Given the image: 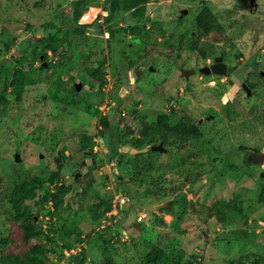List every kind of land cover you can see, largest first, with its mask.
<instances>
[{
	"label": "rangeland",
	"instance_id": "374dc122",
	"mask_svg": "<svg viewBox=\"0 0 264 264\" xmlns=\"http://www.w3.org/2000/svg\"><path fill=\"white\" fill-rule=\"evenodd\" d=\"M74 1L0 0V240L10 234L6 211L12 187L34 175L57 172L59 183L72 186L63 207L51 210L47 202L31 209L40 227L50 220L57 229L64 222L81 229L75 245L85 251V264H142L155 245L172 241L177 245L173 253L182 252L193 264L238 259L264 264V206L257 201L264 164L253 160L255 152H264V0H149L146 27L150 37L169 40L161 46L132 38L125 21L104 24L102 0H85L87 7L99 8L101 18L76 33L70 21ZM202 4L223 26L218 40L195 27L193 16ZM157 22L163 36L156 24L151 26ZM47 39L58 48L45 57ZM221 53L224 62L242 66L239 72L254 85L250 94L228 89L224 75L182 74L209 65ZM19 66L34 83L25 88L23 100L15 101L9 87L3 90L2 79L5 71ZM92 68L103 71V85L91 79ZM73 87L82 99L77 105H61L49 96ZM104 100L113 104L106 126L99 110L96 115L83 110L87 102L97 109ZM159 114L168 115L170 124L191 119L201 133L166 139L156 134L141 156L151 152V175L140 183L129 177L131 152L122 150L126 145L115 143L112 135L139 136L155 126ZM80 134L92 137L93 154L75 150ZM160 141L164 152L149 150ZM54 157L60 161L54 163ZM92 157L104 163L105 173L92 164ZM118 194L126 199L115 214L104 215L99 223L91 220L93 203L105 198L110 210ZM236 196L246 217L220 225L212 204ZM166 202L172 214L155 209ZM60 244L33 240L31 253L47 264H66Z\"/></svg>",
	"mask_w": 264,
	"mask_h": 264
},
{
	"label": "trees",
	"instance_id": "16d2710c",
	"mask_svg": "<svg viewBox=\"0 0 264 264\" xmlns=\"http://www.w3.org/2000/svg\"><path fill=\"white\" fill-rule=\"evenodd\" d=\"M148 1L102 0L100 7L102 11L106 12V15L102 17L104 24L107 26H117L120 24L119 21H125L129 27V29L127 27L125 30H129L132 38L138 40L140 43L152 46L168 44L169 40L167 39L158 41L157 36H149L150 30L146 27L148 23L146 20V5ZM87 6L85 0H76L73 2L72 19L70 21L74 24L75 28L73 29L76 33L82 34L85 28L91 26L101 18V14H98L94 21L80 24L79 17ZM126 14H128L127 17ZM193 21L199 32L206 36H216L215 39L218 40L219 36L222 35V24L217 20L212 10L205 4H202L198 12L193 16ZM130 23L132 24L129 25ZM155 24L157 25L158 22L151 23V26ZM161 25L159 23L156 30L159 36H163ZM43 44L45 46L42 47V54L45 57L49 51L54 54L57 53L58 47L50 39L44 41ZM187 45L192 49L195 48L194 41L188 40ZM8 47L9 44L5 42V49L7 50ZM198 50L201 58L205 59L206 54L202 50ZM221 54L224 56V53ZM47 64L49 65V63ZM89 73L91 79L98 83L99 86L104 84V73L101 69L92 68L89 70ZM2 83L4 91L9 87L14 100L21 101L25 98V88L34 82L26 69L23 66H19L12 73H9L8 70L5 71ZM253 86L252 84H248L250 88ZM49 96L53 101L61 105L74 106L82 102V99L75 92V87H73V90L63 93L54 90ZM83 110L90 115H96L98 113V109L90 102L84 104ZM107 117V115L102 116L104 126H106L105 119ZM200 133L199 126L191 119H187L182 123L170 124L168 115L159 114L156 117L155 126L148 130L142 129L139 136L120 135L117 132H113L112 136L115 143H120L121 145H126L129 149L136 150L135 152L130 151L134 160L128 173L130 178L136 179L141 183L146 181L151 175L149 171L151 166V152L147 156L141 157L145 153L143 152L146 149L145 146L150 144L149 141L153 140L157 135H161L163 139H166L168 136L176 138L198 137ZM92 145L91 136L80 134L75 143V150H78L83 156H89L92 153ZM156 155L159 156L158 154ZM44 175L47 176L44 177ZM58 179L59 174L57 172H50L49 174L42 173V175H34L29 179H24L12 187L8 194L9 208L6 211V220L9 223L10 234L0 240V264H47L39 254L31 253L33 240L36 242L41 240L58 241L61 243L60 248L64 251L76 246L75 244L80 240L82 231L75 223L64 222L57 229V226L50 222L49 227L43 228L35 220L37 214L32 212L31 209L32 205L40 208L47 202H51L53 209L56 211L63 207L64 197L72 190V186L59 183ZM49 186H52V188ZM38 191H40L39 194ZM257 201L264 206V183L258 192ZM27 202H31L32 204L30 205ZM109 208L110 204L105 198H99V200L93 203L89 211L91 220L99 223ZM212 210L215 221L222 226L230 224L235 216L239 218L246 217L243 201L240 196L229 200L218 199L212 204ZM161 211L169 214L173 213L170 205L161 209ZM176 246L175 241H172L170 245L166 246L155 245L147 255L142 257V264H193L190 258H184L182 252L177 250L176 254L173 253L172 250H175ZM63 256L62 251L60 258H63ZM192 258L194 257L192 256ZM260 259L264 261V257H260ZM65 261L66 264H85V251L80 249L76 253L70 254L65 257ZM227 264H243V262L242 259H238L236 261H229ZM254 264H260V262H255Z\"/></svg>",
	"mask_w": 264,
	"mask_h": 264
},
{
	"label": "water",
	"instance_id": "95a60500",
	"mask_svg": "<svg viewBox=\"0 0 264 264\" xmlns=\"http://www.w3.org/2000/svg\"><path fill=\"white\" fill-rule=\"evenodd\" d=\"M200 72L204 73V74H209V73H214V74H218V75H225L227 73H231L233 71V68L231 67H227L226 64L222 61V57L221 56H216L214 58V63L212 64V66L210 67H201ZM194 69H190V70H186L184 72H182V74L187 77L188 74L193 73ZM234 78V75L231 76V79ZM230 79V80H231ZM242 87L246 90L247 94H250V89H248L245 84L242 85ZM76 89L79 90L80 89V84L76 85ZM122 150H128L131 152H135V149H129L128 147H122ZM150 151H157L159 153H162L165 151L164 147H163V143L162 141H160L158 144L156 145H151L149 147ZM100 155V154H99ZM92 164H95V159L94 157H92ZM253 160L255 163L257 164H264V152H255L253 155ZM60 161V158L58 157H54V163H58ZM90 163V160H87V164ZM99 166L102 167L103 171L106 172V169L104 167V163L101 162L98 164ZM109 170V169H108ZM168 205V202L163 203V204H159L155 206L156 210L165 208ZM134 226L136 228H138V224L134 223Z\"/></svg>",
	"mask_w": 264,
	"mask_h": 264
},
{
	"label": "built area",
	"instance_id": "2783aa9c",
	"mask_svg": "<svg viewBox=\"0 0 264 264\" xmlns=\"http://www.w3.org/2000/svg\"><path fill=\"white\" fill-rule=\"evenodd\" d=\"M99 8L97 7H87L85 9V11L80 15L79 17V23L80 24H83V23H88V22H92L96 19V17L98 16L99 14ZM103 13V12H101ZM112 103H110V100H104V102H101L97 105V109L99 110L100 114L103 115V116H106L108 114H110L111 111V107H112ZM125 196L124 195H116L115 198H114V201L112 203V206H111V209L108 210L105 215L109 217H111L112 214H115V211L117 210L118 207H121L124 200H125ZM51 206V210L53 209L52 205H51V202H48ZM47 220H49V216L46 217ZM49 223H50V220L47 221L46 223L44 222V224L42 225L43 228H46V227H49ZM102 226H104V224H102ZM125 232H123L124 234ZM77 250L79 251V247H77V245L72 248V249H69L67 251H63L66 256L70 255V254H74L77 252Z\"/></svg>",
	"mask_w": 264,
	"mask_h": 264
},
{
	"label": "flooded vegetation",
	"instance_id": "af4514ba",
	"mask_svg": "<svg viewBox=\"0 0 264 264\" xmlns=\"http://www.w3.org/2000/svg\"><path fill=\"white\" fill-rule=\"evenodd\" d=\"M222 57V61L224 62V58L222 55H220ZM216 56H214L215 58ZM214 58H213V62L210 63L209 65H205L203 67H210L212 66V64L214 63ZM226 64L227 67H231L233 68V71L231 73H227L225 74L224 76H227L226 77V87L230 90H232L233 92L237 91L238 88H241L243 89L244 91H246L242 85L245 84V86L249 89L250 87H248V84H247V80H246V77L243 76V74L241 72H239V69L242 67V66H232V65H229L228 63L224 62ZM239 64V62H237ZM201 67H197V69H195L194 71H197L200 72V69ZM194 73V72H193ZM204 74V73H203ZM209 74H212V75H218V74H214V73H209ZM209 74H205V75H209ZM234 75V78L231 79V76ZM231 79V80H230ZM210 84H213L214 82L213 81H209ZM231 99V98H230ZM126 147V146H124ZM100 157V155H99ZM96 157H94L95 159ZM98 159H101V158H98ZM92 161V160H91ZM96 163V162H95ZM99 163H101L100 161H97L96 165H98ZM101 167V166H99ZM102 168V167H101ZM105 173V172H104Z\"/></svg>",
	"mask_w": 264,
	"mask_h": 264
},
{
	"label": "crops",
	"instance_id": "0c3cea01",
	"mask_svg": "<svg viewBox=\"0 0 264 264\" xmlns=\"http://www.w3.org/2000/svg\"><path fill=\"white\" fill-rule=\"evenodd\" d=\"M90 8H92V7H90Z\"/></svg>",
	"mask_w": 264,
	"mask_h": 264
}]
</instances>
